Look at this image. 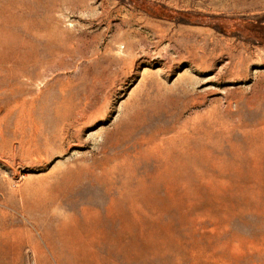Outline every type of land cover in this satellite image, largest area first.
Segmentation results:
<instances>
[{"label": "rangeland", "instance_id": "obj_1", "mask_svg": "<svg viewBox=\"0 0 264 264\" xmlns=\"http://www.w3.org/2000/svg\"><path fill=\"white\" fill-rule=\"evenodd\" d=\"M0 264H264V0H0Z\"/></svg>", "mask_w": 264, "mask_h": 264}]
</instances>
